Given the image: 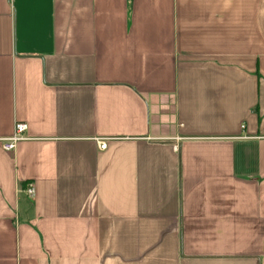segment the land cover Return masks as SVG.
Segmentation results:
<instances>
[{
  "label": "crops",
  "instance_id": "1",
  "mask_svg": "<svg viewBox=\"0 0 264 264\" xmlns=\"http://www.w3.org/2000/svg\"><path fill=\"white\" fill-rule=\"evenodd\" d=\"M16 121L0 264H264V0H0Z\"/></svg>",
  "mask_w": 264,
  "mask_h": 264
},
{
  "label": "built area",
  "instance_id": "2",
  "mask_svg": "<svg viewBox=\"0 0 264 264\" xmlns=\"http://www.w3.org/2000/svg\"><path fill=\"white\" fill-rule=\"evenodd\" d=\"M244 127V125H243ZM29 125L26 121H16L14 126V133L10 137H0V144L3 149L7 151H12L17 147V144L28 138ZM101 148L106 149L108 146L107 140H102L100 142ZM28 193L33 196L35 194V188L33 185H29L27 188Z\"/></svg>",
  "mask_w": 264,
  "mask_h": 264
}]
</instances>
